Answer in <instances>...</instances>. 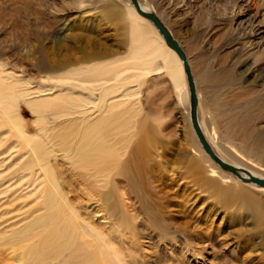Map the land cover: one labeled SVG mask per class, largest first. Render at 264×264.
Masks as SVG:
<instances>
[{"label": "bare ground", "instance_id": "6f19581e", "mask_svg": "<svg viewBox=\"0 0 264 264\" xmlns=\"http://www.w3.org/2000/svg\"><path fill=\"white\" fill-rule=\"evenodd\" d=\"M15 1L24 5V22V18L19 20L18 10L7 14V31V21H0V264H205L201 252L207 250L220 251L221 264H235V250H219L211 235H200L199 240L195 233L176 225L174 216L164 212L158 202L154 169L171 177L177 172L159 160L157 149L164 130L145 126L149 116L153 122L165 116L155 115L143 99L133 101L134 88L160 76L156 83L163 86L166 79L175 106L182 108L189 96L182 63L153 24L129 0H65L66 7L63 2L57 7L46 1L48 7L42 14L34 12L26 0ZM138 2L163 22L185 52L196 85L199 125L213 152L222 161L246 170L248 174L241 173L244 178L264 179V159L263 164L252 160L262 158L255 147L245 141L242 146L249 150L236 149L218 131L217 119L209 117L205 98L201 100L198 91L197 66L171 28L169 15L180 28L197 25L204 2ZM69 10L91 11L103 20L117 21L123 30L119 47L94 46L87 30L96 24L69 23L63 15ZM250 14L247 9L235 16V22L246 16L237 24L241 31L226 30L235 41L232 54L239 58L253 55L252 64L259 71L264 65L261 47L242 54L250 34ZM77 26L82 28V38L74 33ZM214 30L208 25L206 35ZM12 31L20 37L15 35L10 41L7 37ZM44 43L51 44L53 62ZM29 46L35 47L38 56L31 68L33 78L21 57ZM205 48L201 53L197 48L193 51L197 58L216 52L211 43ZM70 49L78 57L71 58ZM216 55L213 71H225L223 59ZM232 79L226 73L219 79L221 87L230 86ZM21 102L33 118V132L23 119ZM184 111L191 135L186 142L190 154L181 156L187 170L207 173L209 179L204 178L201 185L213 196L217 192L227 200L234 199L254 217L261 216L264 187L242 182L214 163L195 137L188 108ZM198 240L204 243L200 247L194 245Z\"/></svg>", "mask_w": 264, "mask_h": 264}, {"label": "rangeland", "instance_id": "374dc122", "mask_svg": "<svg viewBox=\"0 0 264 264\" xmlns=\"http://www.w3.org/2000/svg\"><path fill=\"white\" fill-rule=\"evenodd\" d=\"M0 1V15L2 19L4 18L1 20L0 17V21H7L4 31L9 29L10 21H8L9 17L7 18V14L12 10H18L19 20L24 18L21 19L24 22L27 16L23 12L24 5L21 3L15 4V0H13L14 4L8 0V3L6 0ZM46 1L49 3H46ZM63 1L65 0H26L25 2L30 4L34 12L36 11L38 13L41 11L39 14H42L46 11L49 4V6L57 5L58 7L62 5ZM119 1L123 3L122 0ZM200 1L204 3L197 25L192 28L189 26L180 28L179 25L174 24V18H171L169 15L168 19L172 23L171 28H174L176 36L187 47L193 62L197 66L195 74L199 79L198 91L201 100L205 98L208 114L210 113L209 117L217 119V129L220 134L225 140H231L236 149L244 147L249 150V146L247 145H253L261 154L262 158L257 159L252 157V160L256 162L262 161L261 163L263 164L264 65L260 66L259 71H257V68L252 64L253 55L250 57L243 55L241 58L233 55L231 46L235 44V41L227 36L226 29L232 27L236 31H241L242 29L237 24L239 21H243L246 16H240L236 22L235 16L241 15L248 9L251 13L250 15H253V19L247 28L250 34L244 41H248V43L242 46L246 48L242 54L249 49L259 47L264 52V0ZM45 3L48 5L46 6ZM63 5L66 7L67 3L63 2ZM69 11L66 14L63 13L67 19H70L69 23H73L76 20V24H79L81 21H93L96 24L95 27L87 30L90 33L88 39L94 46L98 47L101 45L107 48L119 47L118 45L122 40L123 30L117 21L103 20L100 15L94 16V12L91 11L81 10L79 13L73 12V10ZM4 15L6 16L4 17ZM78 17L79 20H77ZM208 25H213L215 30L210 31L206 35ZM81 30V26H77L74 33L80 36ZM9 33H13V36L11 35L12 37L17 34L14 31ZM11 36L9 34L7 37L10 41L16 39L15 37L11 38ZM17 36L20 37V35ZM72 36L73 32L69 34V44L71 43V45ZM80 37L82 38V35ZM207 43H211L216 52L207 54L205 56L206 58L203 59H199V54L197 58V55L193 51L196 48L200 49L199 53L205 51V45ZM44 44L47 48L51 45L49 43ZM34 48L33 46L26 47L21 56L25 60L24 66L27 74L31 78L36 76L31 71V68L38 57ZM49 49V59L50 62H53V55L50 54L51 50ZM68 51L71 58L78 57L77 53L73 52V50L70 49ZM217 53L223 59L222 65L226 67V70L215 73L213 71L215 70V63L213 62H215ZM206 63L209 65H205ZM205 67L207 68L206 70L204 69ZM16 69L19 70L22 68L16 66ZM226 73L232 74L233 79L231 85L221 87V81L219 79H223ZM199 74L202 77H199ZM159 78L161 77H151L147 80V84L143 85L140 89L134 88L137 93L133 97V101L143 99L142 102L146 106H149V109L157 112L155 115L165 116V119L160 120V122H153L154 118L149 116L145 122L146 127L157 128L160 126L164 130L161 139H159L161 142H159L160 147L157 149L159 160L165 162L167 168L173 167L177 172L171 177L169 176L170 174H166L162 169H154V186L156 185L155 187L159 191L160 199L158 202L162 210L174 216L176 225L181 228H186L193 234L195 233L194 236L196 238L198 236L200 238V235H211L215 239V247L219 246V250H235V264H264V212L261 213V216L254 217L250 211L242 208L241 204H237L234 199L227 200L223 195L219 196L217 192L213 196V194L204 190L205 188L201 185V181L204 178L209 179L208 174L199 172H195L194 174L187 170V162L181 156L185 152L187 154L189 152L190 154V151L186 148V142L187 137L191 135L188 123L184 119L186 117V111L184 110L188 108L189 113V101L182 108L175 106L174 95H172L169 83L166 79H164L165 84L163 86L161 83H156V80ZM20 108L28 129L33 132L34 129L30 123L33 118L30 112L25 108L23 102L20 103ZM145 111H148V109ZM206 125L209 127L208 123ZM207 130L211 133L210 128ZM172 136L174 139L173 142ZM245 141H248L247 145L242 146V143ZM171 151L176 154H172ZM253 163L256 164L255 162ZM243 164L250 166L244 162L242 166H244ZM203 166L205 165L203 164ZM261 217L263 220L259 219ZM0 222H2V219H0ZM199 240L198 242H194V245H198L197 247L204 244ZM201 253L204 254L203 258H201L205 264H221L219 261L220 251L215 254L209 252V250ZM228 260L230 261V258Z\"/></svg>", "mask_w": 264, "mask_h": 264}, {"label": "water", "instance_id": "95a60500", "mask_svg": "<svg viewBox=\"0 0 264 264\" xmlns=\"http://www.w3.org/2000/svg\"><path fill=\"white\" fill-rule=\"evenodd\" d=\"M131 5L134 7L136 12L141 15L142 17L149 20L153 26L157 29L161 37L163 38L165 44L171 48L180 59L186 82H187V88H188V96H189V119L190 123L193 129V132L195 134V137L197 138V141L199 142L200 146L204 150V152L209 156V158L216 163L222 170L231 173L235 177H237L242 182H248L253 183L257 186L264 187V179L257 178L255 176L248 175V178H244L241 173L248 174L246 170L243 168H237L231 164H228L224 161H222L211 149L209 143L207 142L203 131L199 125L198 120V113H197V93H196V85L194 82L193 74L191 71V67L189 65V62L187 60V57L185 55V52L179 45V43L173 38L167 27L163 24V22L155 15L150 12L144 11L138 0H129Z\"/></svg>", "mask_w": 264, "mask_h": 264}]
</instances>
